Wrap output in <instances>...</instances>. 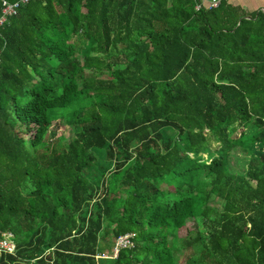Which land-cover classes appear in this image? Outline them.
<instances>
[{
	"label": "trees",
	"instance_id": "1",
	"mask_svg": "<svg viewBox=\"0 0 264 264\" xmlns=\"http://www.w3.org/2000/svg\"><path fill=\"white\" fill-rule=\"evenodd\" d=\"M2 232L0 264H96L125 233L112 264H264V12L20 4L0 25Z\"/></svg>",
	"mask_w": 264,
	"mask_h": 264
},
{
	"label": "built area",
	"instance_id": "2",
	"mask_svg": "<svg viewBox=\"0 0 264 264\" xmlns=\"http://www.w3.org/2000/svg\"><path fill=\"white\" fill-rule=\"evenodd\" d=\"M28 0H0V25L9 17L16 14L17 8L20 4L27 2ZM220 1L222 0H201L207 8L216 7ZM199 4L195 5V8H198ZM264 12V7L260 9ZM132 234L125 233L119 235L115 238L112 246H111V258H115L117 255V251L123 247H130L132 246L131 241ZM11 234L8 232H2L0 234V252H12L14 250L13 242L10 240ZM105 256L104 254H102Z\"/></svg>",
	"mask_w": 264,
	"mask_h": 264
},
{
	"label": "rangeland",
	"instance_id": "3",
	"mask_svg": "<svg viewBox=\"0 0 264 264\" xmlns=\"http://www.w3.org/2000/svg\"><path fill=\"white\" fill-rule=\"evenodd\" d=\"M106 74L103 73V76ZM53 124V122H52ZM51 127V125H50ZM55 127V135L59 137L68 138L72 136L71 127L68 122H65L64 120L59 119L58 123L53 125ZM196 224L193 220H189L186 222V227L192 231L195 228ZM176 262L177 259H174ZM96 264H112V258L105 257V258H98L96 259Z\"/></svg>",
	"mask_w": 264,
	"mask_h": 264
},
{
	"label": "crops",
	"instance_id": "4",
	"mask_svg": "<svg viewBox=\"0 0 264 264\" xmlns=\"http://www.w3.org/2000/svg\"><path fill=\"white\" fill-rule=\"evenodd\" d=\"M233 2L243 8L246 12L260 10L264 7V0H233Z\"/></svg>",
	"mask_w": 264,
	"mask_h": 264
}]
</instances>
